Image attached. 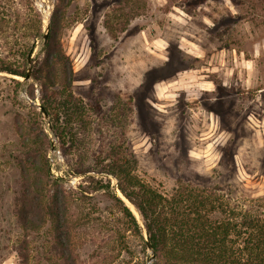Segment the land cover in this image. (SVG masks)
Listing matches in <instances>:
<instances>
[{
	"label": "rangeland",
	"instance_id": "obj_1",
	"mask_svg": "<svg viewBox=\"0 0 264 264\" xmlns=\"http://www.w3.org/2000/svg\"><path fill=\"white\" fill-rule=\"evenodd\" d=\"M58 4L0 0V58L18 64L28 44L35 45L27 65L31 80L0 72V264H23V240L28 264H64L53 251L49 224L31 232L17 218L24 186H44L42 177L25 174L18 164L29 147L47 155L53 177L70 195L77 264L155 262L152 250L144 248L104 194L81 201L75 194L84 177L73 171L81 162L106 164L105 154L95 164L93 153L109 151L111 143L127 148L135 159L134 175L162 194L170 196L184 184L264 198V1L71 0L59 39L74 71L72 91L101 112L94 118L92 139L69 156L51 117L49 125L34 105H42L32 79L34 60L46 44L43 36H28V19L39 13L44 35ZM15 9L19 13L13 17ZM253 9L254 14L248 12ZM41 129L49 135V150ZM36 160L40 164L41 158Z\"/></svg>",
	"mask_w": 264,
	"mask_h": 264
},
{
	"label": "trees",
	"instance_id": "obj_2",
	"mask_svg": "<svg viewBox=\"0 0 264 264\" xmlns=\"http://www.w3.org/2000/svg\"><path fill=\"white\" fill-rule=\"evenodd\" d=\"M70 3L71 0H59L52 16L48 42L42 54L34 60L32 71V79L40 87L42 106L51 117L53 132L65 156L92 139L89 136L91 127L101 112L72 91L74 71L59 39L61 22ZM242 4L254 5L251 1H243ZM15 11L13 17L19 13ZM248 12L255 13L254 9ZM34 15L33 20L28 19V36L37 39L43 36L42 18L37 12ZM28 46L18 64L0 58V72L25 78L29 53L35 45ZM28 92L34 99L33 88ZM17 124L22 132L20 120ZM41 132L47 143L46 150H49V135L44 129ZM27 151L26 159H19L18 164L25 174L33 171L35 179L42 177L44 186L37 182L24 186L25 198L20 201L18 221L31 232L49 224L54 232L55 254L64 264H77L69 219L70 195L63 189L62 180L53 177L47 155L41 157L33 147ZM102 154L108 161L106 164L93 167L81 162V167L73 171L74 175L84 177L75 194L79 201L93 198L96 193L104 194L122 214L130 231L142 239L144 248L148 249L144 239L146 233L152 246L154 264H264V198L233 197L219 188L184 184L168 196L134 175L135 159L127 148L111 143L109 151L101 152L97 157L93 153L95 164ZM37 156L41 158L40 164ZM111 178L116 179L118 190L138 212L142 225L115 192ZM21 243L24 246L19 257L23 264H28V242L23 240ZM125 249L129 250L127 246Z\"/></svg>",
	"mask_w": 264,
	"mask_h": 264
},
{
	"label": "water",
	"instance_id": "obj_3",
	"mask_svg": "<svg viewBox=\"0 0 264 264\" xmlns=\"http://www.w3.org/2000/svg\"><path fill=\"white\" fill-rule=\"evenodd\" d=\"M49 31H50V20L48 21L47 23V27H46V30H45V33L43 35V43L46 44L47 41H48V37H49ZM31 62V57L29 58V63ZM24 80L26 81H29L31 80V68L28 70V73L26 75V77L24 78ZM34 105L38 106L41 110V112L43 113L45 119L49 122V125H51V122H50V116H49V113L48 111L40 104H37V103H34ZM52 129V128H51ZM52 150H55V144H53L52 146ZM140 217V216H139ZM146 242H147V247L149 250H152V246H151V243L149 242L148 240V237L146 235Z\"/></svg>",
	"mask_w": 264,
	"mask_h": 264
},
{
	"label": "bare ground",
	"instance_id": "obj_4",
	"mask_svg": "<svg viewBox=\"0 0 264 264\" xmlns=\"http://www.w3.org/2000/svg\"><path fill=\"white\" fill-rule=\"evenodd\" d=\"M47 12V11H46ZM48 15V12L46 13V16Z\"/></svg>",
	"mask_w": 264,
	"mask_h": 264
}]
</instances>
